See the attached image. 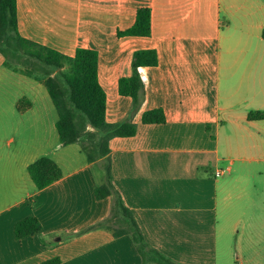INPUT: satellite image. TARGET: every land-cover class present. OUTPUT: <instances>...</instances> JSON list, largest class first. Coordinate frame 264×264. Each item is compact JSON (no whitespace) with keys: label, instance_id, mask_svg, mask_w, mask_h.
<instances>
[{"label":"crops","instance_id":"crops-1","mask_svg":"<svg viewBox=\"0 0 264 264\" xmlns=\"http://www.w3.org/2000/svg\"><path fill=\"white\" fill-rule=\"evenodd\" d=\"M143 7L151 35L119 37ZM17 13L26 39L67 57L98 52L107 122L138 128L109 147L113 183L145 242L179 264H219V246L238 232L239 260L260 259L264 120L248 115L264 112V0H17ZM148 49L159 63L140 69L145 99L131 115L118 83L132 75L134 53ZM23 98L31 105L19 112ZM154 108L165 124L142 123ZM58 119L44 82L0 55V264H143L130 236L88 230L110 215L113 197L96 199L103 165L89 163L79 143L60 145ZM43 157L63 177L38 190L28 167ZM219 169L228 175L216 177ZM29 217L42 230L18 239L15 227Z\"/></svg>","mask_w":264,"mask_h":264},{"label":"trees","instance_id":"trees-1","mask_svg":"<svg viewBox=\"0 0 264 264\" xmlns=\"http://www.w3.org/2000/svg\"><path fill=\"white\" fill-rule=\"evenodd\" d=\"M152 33V13L147 7L139 8L133 26L119 31V37H149ZM264 39V30L262 33ZM0 55L4 65L30 78L42 80L58 112L57 131L61 146L79 143L89 163L101 162L104 178L96 185L97 200L113 197L110 215L88 230L107 228L115 237L130 236L142 257L143 264H179L164 256L145 242L142 231L132 212L123 202L113 183L110 141L116 137H133L137 124L130 119L109 123L106 120L107 95L99 83L98 52L78 48L73 57L58 50L24 38L18 28L17 0H0ZM159 63L156 50H138L132 61V75L120 78L118 91L121 96L132 99L131 115L145 99V85L140 69L155 67ZM66 64L69 70H65ZM31 103L23 98L17 102L19 112L29 109ZM248 120H264V112H251ZM143 124H165L162 108L143 112ZM28 172L38 190H42L63 177L61 168L50 158L43 157L28 167ZM40 222L29 217L15 227L18 239L39 234ZM54 258L41 264H59Z\"/></svg>","mask_w":264,"mask_h":264},{"label":"rangeland","instance_id":"rangeland-1","mask_svg":"<svg viewBox=\"0 0 264 264\" xmlns=\"http://www.w3.org/2000/svg\"><path fill=\"white\" fill-rule=\"evenodd\" d=\"M65 70H69V65L66 64ZM228 174L224 175L227 176ZM238 232H231L229 237L222 241V244L219 246V264H264V251L262 257L254 259L252 257H249L246 259V261L241 262L239 260V251L236 246V238H237ZM227 243H229L227 247ZM228 253V255H227ZM231 254V255H230ZM223 255H226V258L223 257Z\"/></svg>","mask_w":264,"mask_h":264},{"label":"built area","instance_id":"built-area-1","mask_svg":"<svg viewBox=\"0 0 264 264\" xmlns=\"http://www.w3.org/2000/svg\"><path fill=\"white\" fill-rule=\"evenodd\" d=\"M229 170L226 169V170H223V169H219V170H216L215 172V176L216 177H222L224 174H226Z\"/></svg>","mask_w":264,"mask_h":264}]
</instances>
